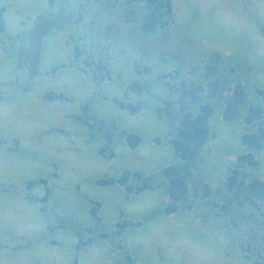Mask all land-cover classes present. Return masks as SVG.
<instances>
[{
	"label": "flooded vegetation",
	"instance_id": "flooded-vegetation-1",
	"mask_svg": "<svg viewBox=\"0 0 264 264\" xmlns=\"http://www.w3.org/2000/svg\"><path fill=\"white\" fill-rule=\"evenodd\" d=\"M0 264H264V0H0Z\"/></svg>",
	"mask_w": 264,
	"mask_h": 264
}]
</instances>
